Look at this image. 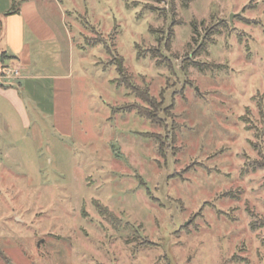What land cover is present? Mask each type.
<instances>
[{
	"label": "rangeland",
	"instance_id": "obj_1",
	"mask_svg": "<svg viewBox=\"0 0 264 264\" xmlns=\"http://www.w3.org/2000/svg\"><path fill=\"white\" fill-rule=\"evenodd\" d=\"M34 3L55 35L26 29L0 109V264H264V0Z\"/></svg>",
	"mask_w": 264,
	"mask_h": 264
},
{
	"label": "crops",
	"instance_id": "obj_2",
	"mask_svg": "<svg viewBox=\"0 0 264 264\" xmlns=\"http://www.w3.org/2000/svg\"><path fill=\"white\" fill-rule=\"evenodd\" d=\"M34 1L20 0V4L17 6L18 13L10 11L11 4L9 11L4 12L1 15L2 18L0 17V53L5 52L6 55L10 56L9 60L14 61L21 71L19 78L13 82V85L7 87L4 82L0 81V109L4 105H8L18 116L24 112L20 95L21 80L24 78L22 73L28 75L34 66L33 41L27 38L26 29L28 28L32 35H36L41 41L53 39L55 35L54 31L49 29L47 23L37 12ZM53 77L56 82H59L53 88L55 105H57L58 95L60 97L59 103H65L63 94H66L67 91V79L60 76Z\"/></svg>",
	"mask_w": 264,
	"mask_h": 264
},
{
	"label": "trees",
	"instance_id": "obj_3",
	"mask_svg": "<svg viewBox=\"0 0 264 264\" xmlns=\"http://www.w3.org/2000/svg\"><path fill=\"white\" fill-rule=\"evenodd\" d=\"M16 2V3H15ZM20 2V0H18V1H16V0H14V2L12 3V8L10 9V11L12 12V13H18V9H17V6L20 4L19 3ZM9 58H11L10 56H8V55H6V53H2L1 54V59H0V63H2L3 61H5L6 59H9ZM122 75V74H121ZM124 83V86H131L130 85V83H129V81L127 80V81H125V82H123ZM133 90V89H132ZM134 91V90H133ZM144 100L145 101H147V97H148V95H147V93H145L144 95Z\"/></svg>",
	"mask_w": 264,
	"mask_h": 264
},
{
	"label": "built area",
	"instance_id": "obj_4",
	"mask_svg": "<svg viewBox=\"0 0 264 264\" xmlns=\"http://www.w3.org/2000/svg\"><path fill=\"white\" fill-rule=\"evenodd\" d=\"M8 72H9V75L12 73V75L17 76L20 73V69H19V67L14 66V67L10 68V70Z\"/></svg>",
	"mask_w": 264,
	"mask_h": 264
},
{
	"label": "water",
	"instance_id": "obj_5",
	"mask_svg": "<svg viewBox=\"0 0 264 264\" xmlns=\"http://www.w3.org/2000/svg\"><path fill=\"white\" fill-rule=\"evenodd\" d=\"M120 65H121V64H120V62H118V67H119V70H121V69H122Z\"/></svg>",
	"mask_w": 264,
	"mask_h": 264
}]
</instances>
